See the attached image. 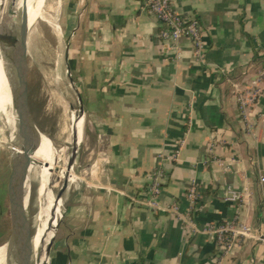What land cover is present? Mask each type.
Here are the masks:
<instances>
[{"label":"crops","instance_id":"crops-1","mask_svg":"<svg viewBox=\"0 0 264 264\" xmlns=\"http://www.w3.org/2000/svg\"><path fill=\"white\" fill-rule=\"evenodd\" d=\"M59 1L83 112L76 146L88 157L73 160L50 264H264V243L242 240L220 256L173 213L129 200L161 169L160 207L185 215L195 182L198 229L240 221L264 230V95L243 115L232 88L264 67V0H171L202 29L201 61L185 37L178 55L166 47L144 0ZM229 189L239 204L226 202Z\"/></svg>","mask_w":264,"mask_h":264},{"label":"rangeland","instance_id":"rangeland-1","mask_svg":"<svg viewBox=\"0 0 264 264\" xmlns=\"http://www.w3.org/2000/svg\"><path fill=\"white\" fill-rule=\"evenodd\" d=\"M42 4L41 19L37 20L36 13L34 14L32 23L26 35L24 34V43H20L16 48L18 62L13 68L14 70L12 69V72L16 69V74L14 73L13 77L15 75V79L24 87L26 42L27 92L31 120L43 135L51 139L55 150L50 161L51 180L47 191H41L42 180L39 170L35 168L36 170L29 176V264H36L37 255L33 251V239L39 230L45 233L48 211L57 201L59 190L66 179V167L73 156V129L75 124L83 119L81 99L73 87L67 70L66 37L61 23V3L59 0H43ZM20 73L22 74L20 75ZM2 99L3 96L0 91V112L8 107L4 113H0V169L7 170L8 162H11L9 140L14 135V123L13 113L9 108L12 105H5ZM83 124L86 129L87 123L83 121ZM13 148L18 151L16 146ZM87 157L84 154L83 144L76 146L74 161L82 164ZM12 184L15 189L16 181L13 180ZM62 199L63 194L61 204L59 203L57 208L56 226L59 224L63 213L64 202ZM4 217L8 231L6 234H0V246L7 241L9 236V214L5 213ZM48 233L49 231L46 232V235ZM2 261L3 257L0 259V264ZM46 264H50V254Z\"/></svg>","mask_w":264,"mask_h":264},{"label":"built area","instance_id":"built-area-1","mask_svg":"<svg viewBox=\"0 0 264 264\" xmlns=\"http://www.w3.org/2000/svg\"><path fill=\"white\" fill-rule=\"evenodd\" d=\"M144 4L147 11L162 24L159 35L167 48L175 55H178L177 43L181 37H185L193 47L195 59L198 61L202 60L204 52L202 29L196 19L183 18L178 15L172 8L171 0H144ZM247 74L249 73L245 71L243 75L246 76ZM232 88L238 108L244 115L264 95V67L259 72L250 75L245 83H232ZM163 180L164 172L161 169L153 171L148 176L149 185L147 187V193L139 196H130V202L134 205L147 208L148 210H161L173 213L180 219L184 229L188 233L209 236L220 256L232 252L234 247L242 240L252 241L255 244L264 243V230L248 226L240 221L225 223L220 226L211 225L203 229H198L191 219V215L201 198L200 187L195 182H191L186 191L185 198L188 202V210L185 215H181L178 212L176 205L168 208L160 207L158 197L161 192ZM241 199V193L229 189L225 200L231 205H237ZM210 264H219L218 257H214Z\"/></svg>","mask_w":264,"mask_h":264},{"label":"water","instance_id":"water-1","mask_svg":"<svg viewBox=\"0 0 264 264\" xmlns=\"http://www.w3.org/2000/svg\"><path fill=\"white\" fill-rule=\"evenodd\" d=\"M26 1L20 12L15 9L16 0H5L4 5H0V10L3 11L0 17V59L5 60L14 38L16 22L18 15L25 12ZM25 76H24V104L25 111L9 107L13 113L14 123V135L10 138V160L12 165L11 175L8 180V199H9V236L7 241L0 247L4 248L3 264H29V233H30V217H29V204H30V191H29V176L33 171H30L33 162V155L36 151V145L33 140L32 126H34L31 120L29 112L28 102V84H27V65H26V42H25ZM2 73L5 78L6 88L8 96L10 95V85L8 79L4 73V66L2 64ZM8 107H5L0 113H4ZM82 111V106H81ZM73 156L66 167L67 175L66 179L59 190L57 201H61V196L66 188L68 180L73 175V160L74 153L76 151V138L77 131L76 125L73 129ZM18 148L15 151L13 147ZM13 180L16 181V188H13ZM12 189L14 193L12 194ZM27 199V202H26ZM26 202V203H25ZM58 225L51 233V238L45 249V261H47L50 249L52 246L53 238L57 230ZM21 245V250H18V246Z\"/></svg>","mask_w":264,"mask_h":264},{"label":"bare ground","instance_id":"bare-ground-1","mask_svg":"<svg viewBox=\"0 0 264 264\" xmlns=\"http://www.w3.org/2000/svg\"><path fill=\"white\" fill-rule=\"evenodd\" d=\"M1 4L4 5L5 0H0ZM45 1V0H44ZM43 0H27L26 1V9L25 12L21 15H18L17 24L15 28L14 38L11 45V48L5 58L4 61L0 59V87L1 94L3 96V101L5 105L14 107L15 109H20L21 111H25V91L23 85L15 79V75L13 77L14 72L12 69L16 67L18 62V57L16 53V48L20 43L22 44L24 41V34L26 35L30 24L32 23V19L34 14L36 13L37 20L41 19V11L43 6ZM24 5V0H16L15 9L20 12ZM23 36V37H22ZM22 37V42H21ZM59 37V36H58ZM60 42V41H59ZM60 57V56H59ZM2 64L4 66V73L8 79L10 85V95L8 96V91L6 88V82L4 75L2 73ZM14 70V69H13ZM23 72V71H22ZM22 73H20L21 75ZM56 80V79H55ZM73 115V114H72ZM72 118V117H71ZM73 119V118H72ZM71 123V122H70ZM76 131H77V124ZM33 140L36 145V151L32 157L33 164L30 168V171L39 170L42 180V192H46L48 186L50 185V166H51V156L54 154L55 150L52 145L51 139L45 135H43L37 127L32 126ZM36 168V169H35ZM67 172V171H66ZM13 194V189H12ZM49 202V201H48ZM52 203V202H51ZM61 204V203H60ZM53 206V205H52ZM59 206V201H56L55 205L49 209L48 211V221L45 228V233L42 230H39L33 239V251L36 253V264H46L45 259V247L48 244L51 238V232L54 231L56 227V215L57 208ZM61 215V214H60ZM49 233L46 235V232ZM44 237V239H43ZM18 250H21V245L18 246ZM1 258L4 257V248L0 249ZM0 258V259H1ZM1 263V262H0Z\"/></svg>","mask_w":264,"mask_h":264},{"label":"trees","instance_id":"trees-1","mask_svg":"<svg viewBox=\"0 0 264 264\" xmlns=\"http://www.w3.org/2000/svg\"><path fill=\"white\" fill-rule=\"evenodd\" d=\"M29 102V99H28ZM12 165L8 162V168L0 169V234H6L8 228L4 222L5 213L9 214L8 180L11 175ZM3 263V261H2Z\"/></svg>","mask_w":264,"mask_h":264},{"label":"flooded vegetation","instance_id":"flooded-vegetation-1","mask_svg":"<svg viewBox=\"0 0 264 264\" xmlns=\"http://www.w3.org/2000/svg\"><path fill=\"white\" fill-rule=\"evenodd\" d=\"M9 228H10V226H9Z\"/></svg>","mask_w":264,"mask_h":264}]
</instances>
